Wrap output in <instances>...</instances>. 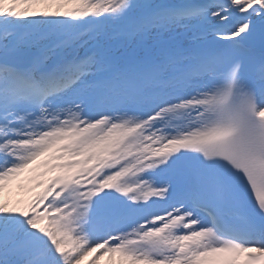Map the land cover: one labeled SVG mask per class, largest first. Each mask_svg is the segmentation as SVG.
Here are the masks:
<instances>
[{"label": "snow or ice", "instance_id": "1", "mask_svg": "<svg viewBox=\"0 0 264 264\" xmlns=\"http://www.w3.org/2000/svg\"><path fill=\"white\" fill-rule=\"evenodd\" d=\"M101 255L264 264V0H0V264Z\"/></svg>", "mask_w": 264, "mask_h": 264}, {"label": "rangeland", "instance_id": "2", "mask_svg": "<svg viewBox=\"0 0 264 264\" xmlns=\"http://www.w3.org/2000/svg\"><path fill=\"white\" fill-rule=\"evenodd\" d=\"M29 187V182L26 181L24 183H20L17 185L16 187V193L15 196L17 197V199H19V201H27L30 197H31V191L27 188ZM14 195V194H13ZM12 196L10 195V198ZM103 255L99 256V258H102ZM98 258V260H99ZM99 264V261H98Z\"/></svg>", "mask_w": 264, "mask_h": 264}, {"label": "bare ground", "instance_id": "3", "mask_svg": "<svg viewBox=\"0 0 264 264\" xmlns=\"http://www.w3.org/2000/svg\"><path fill=\"white\" fill-rule=\"evenodd\" d=\"M14 189H15V187H12L11 192H13ZM13 193H14V192H13ZM13 201H17V200H13ZM106 260H107V256H106V255H103V256H102V259H101V262H103V264H105Z\"/></svg>", "mask_w": 264, "mask_h": 264}]
</instances>
